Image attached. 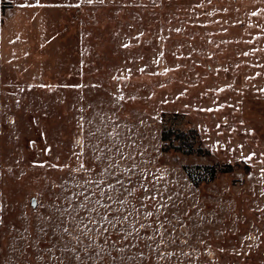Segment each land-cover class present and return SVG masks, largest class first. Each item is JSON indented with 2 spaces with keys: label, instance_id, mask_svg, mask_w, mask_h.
<instances>
[{
  "label": "rangeland",
  "instance_id": "1",
  "mask_svg": "<svg viewBox=\"0 0 264 264\" xmlns=\"http://www.w3.org/2000/svg\"><path fill=\"white\" fill-rule=\"evenodd\" d=\"M0 264H264V0H0Z\"/></svg>",
  "mask_w": 264,
  "mask_h": 264
},
{
  "label": "snow or ice",
  "instance_id": "2",
  "mask_svg": "<svg viewBox=\"0 0 264 264\" xmlns=\"http://www.w3.org/2000/svg\"><path fill=\"white\" fill-rule=\"evenodd\" d=\"M245 55H247V54H245ZM209 111H211V109H209ZM249 159H250V157H249ZM81 168H83V165H81ZM151 199H155V197L153 196V197H151ZM95 203H96V204H99L100 201H99V200H96ZM120 203L123 205L124 202L121 201ZM94 210H95V209H90V211H94ZM146 215L151 216L152 213H147ZM88 219H89V221H90L91 223H96V221L92 220L91 217H88ZM105 219H106V218H105ZM117 219H120V218L118 217ZM122 219H123L124 221H127V220H128V217H127V216H124V217H122ZM81 222H82V220H81ZM108 224L111 225L112 227H115V221H114V220H108ZM149 226H150V225H141V227H149ZM104 230L106 231L107 229H104ZM133 230L138 232V229H133ZM64 231H65V232H68V229L65 228ZM87 231H88V230H87V226H85V232H84L85 235H87ZM77 239L79 240L78 237H77ZM149 239H151V238L149 237ZM97 255H99V253H98ZM169 255H170V254H169Z\"/></svg>",
  "mask_w": 264,
  "mask_h": 264
},
{
  "label": "trees",
  "instance_id": "3",
  "mask_svg": "<svg viewBox=\"0 0 264 264\" xmlns=\"http://www.w3.org/2000/svg\"><path fill=\"white\" fill-rule=\"evenodd\" d=\"M165 131L163 132V136H162V140H164V141H166L167 139L165 138ZM213 174H214V171L213 170H211V172H210V176H213Z\"/></svg>",
  "mask_w": 264,
  "mask_h": 264
}]
</instances>
